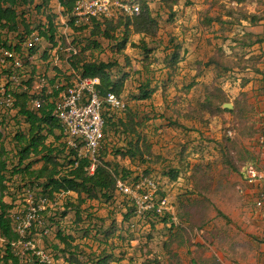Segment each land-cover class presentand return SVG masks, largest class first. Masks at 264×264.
I'll return each mask as SVG.
<instances>
[{
    "label": "trees",
    "instance_id": "trees-1",
    "mask_svg": "<svg viewBox=\"0 0 264 264\" xmlns=\"http://www.w3.org/2000/svg\"><path fill=\"white\" fill-rule=\"evenodd\" d=\"M77 1L59 0L62 9L60 15L66 18L61 26L70 29L66 34H74L70 45L65 47L57 41V34L65 33L55 20L56 14L48 12L50 0H0V59L3 56L2 49L13 52L11 56L4 55L7 64L0 65V264H21L15 243L19 240L35 241L36 236L47 237L53 231L58 242L53 248H45L50 250L56 261L64 260L68 264H111L126 257L127 252L121 249L124 246L135 250L145 248L141 243L134 246L131 243L135 224L129 221L139 214L136 202H130L127 195L116 191L119 178L133 185L141 179V175H136L133 170L121 165L118 160L121 159L120 156L145 161L144 156L153 153L152 142L138 131L145 120L139 118L137 110L131 107H127L125 118L116 114V111L106 110L104 138L92 173L90 168L93 161L89 157L80 156L77 150L68 146L65 128L55 115L57 97L52 95H58L62 88L69 85L58 88L60 83H56L62 71L58 70L57 76L51 79L56 88L53 93H49L46 88L41 92H33L35 75L31 74L30 78L25 79L23 70L32 65L35 72L39 60L44 63L49 58L48 50L40 49L43 40H46L61 56H67V69L73 71L67 76L68 83L74 76L98 77V89L102 95L109 91L121 95L126 89L130 74L121 67L118 60H104L101 55L110 51L122 54L130 45L141 51L138 61L143 69L149 72L154 65H159L162 69L167 68L172 76L180 70L179 63L185 59L187 48L183 43H177L163 58L156 55V47L149 45L147 41V38L161 40L159 30L162 18L153 10V0H123L140 4V11L133 15L121 13L113 17L82 19L76 12ZM159 1L160 6L169 12V23H175L180 16L175 7L181 5V0ZM209 2L208 9L201 12V24L203 29L212 31L215 35L214 52L206 61L195 62L197 75H202L203 69L214 68L217 77H231L250 68L256 74L264 76V69L258 67L259 63L264 62V52L254 53L253 49L257 43L264 42V34L246 30L247 26L259 24L264 17L249 12L245 6L247 0ZM184 4L188 5L189 2ZM215 4L224 9L223 12L209 14ZM37 14H43L44 19L41 16L35 19ZM215 24H219L218 29H214ZM224 29L234 32L221 33ZM31 34H40L42 42L27 46L26 42ZM136 34L139 35L137 41L133 40ZM226 45L232 50L239 48L238 52L232 54V58L227 53ZM17 61L23 66H18ZM13 75L19 77V84L14 81ZM262 80L264 81V77ZM250 81V77L244 79L242 85L245 86ZM192 82L187 84L186 90L192 88ZM137 88V92L130 94L131 99L136 101L150 99L158 89L157 86H152L149 79L138 83ZM4 90L6 93H3ZM7 93L14 97L12 105L3 103ZM227 96L222 87L214 86L204 105L231 112L236 117L242 116L241 111L247 110V93L240 92L231 109L223 107L227 103ZM33 99H39L41 105L32 107ZM116 137L121 142L120 145L118 141H114ZM220 143L223 148L230 147L228 142ZM110 154L115 159L108 158ZM251 163L254 162H248L244 166V175ZM179 173L175 168L163 172L170 180H176ZM154 179L159 189L153 197V206L140 214L142 218L149 219L152 229L158 221H168V217H165L167 212L158 210L161 199L165 197L157 195L162 189L163 177ZM29 194L36 197L46 195L54 202H58L60 197L64 198V210L59 213L48 208L40 212L31 228L22 236L17 230L16 219L21 208L27 205L24 201H27ZM18 200L25 203L23 207L18 206ZM93 201L114 206L113 211L107 216L96 215L97 209L92 204ZM117 212L120 213L119 217ZM171 223L173 228L174 223ZM67 224H72L75 232H69ZM78 237L96 242L100 247L99 251L87 253L81 250ZM117 249H120V254L114 253ZM133 258L134 256L131 257ZM147 259L141 264L152 263ZM29 264L39 263L34 258Z\"/></svg>",
    "mask_w": 264,
    "mask_h": 264
},
{
    "label": "rangeland",
    "instance_id": "rangeland-1",
    "mask_svg": "<svg viewBox=\"0 0 264 264\" xmlns=\"http://www.w3.org/2000/svg\"><path fill=\"white\" fill-rule=\"evenodd\" d=\"M185 2L189 4L185 5ZM253 2H257V5L254 6ZM209 4V0H181L184 8L178 5L175 10L182 15L175 23H169V12L160 6L159 0H153V10L162 18L159 30L162 38H147V41L149 45L156 47V55L163 58L177 42L182 41L189 50V54L186 53L185 59L180 63L181 69L172 76L167 68L162 69L159 65H154L149 72L143 69L138 61L141 51L132 46L122 54L110 51L101 55L104 60H118L121 67L129 72L126 89L121 95L128 108L137 110L138 117L145 120L138 131L146 135L153 144V153L146 154L145 161L122 156L121 159L116 158L136 175L146 174L156 179L163 177L162 189L157 195L168 197V208L165 210L168 221H158L152 229L149 219L142 218V213L138 210L139 214L129 221L135 224L131 243L133 246L141 243L145 248L135 250L124 246L121 249L127 252L126 257L111 264H141L146 258L155 264H264V208L256 204L260 192L264 191V181L261 184H249L246 182V172L244 175V166L248 162L261 163L259 136L264 130V93L252 88L253 85L248 82L245 86L242 85L244 79L252 78L249 71H244L243 74L239 72L238 76L217 77L214 68L203 69L199 76L191 68L195 59L206 60L214 52L213 42H210L212 48H209L204 36H194L213 34L212 31L203 29L198 17L199 9ZM245 6L249 12L256 8L264 17V0H247ZM222 10L224 9L215 4L209 14L215 15ZM61 11L59 0H50L48 12L56 14L55 20L65 33L57 34L58 44L66 47L72 42L74 34H66L70 29L61 26L62 22H66V18L60 15ZM119 14L121 13L118 12L117 15ZM40 16L44 19L43 14H37L35 19ZM218 28L219 24H215L214 29ZM233 32L224 29L221 33ZM50 46L46 40L40 45L41 50H48L49 58L44 63L39 60L37 71L34 72L32 65L23 70L25 79L30 78L31 74L35 75L32 86L42 84L41 78L45 77V85L39 90H48L49 86L53 90L56 88L51 79L57 76L58 70L62 71L56 83H60L59 86L70 84L76 79L74 76L68 83L67 76L73 71L67 69V56H61L55 47ZM226 48L230 58L239 50L229 49L227 45ZM146 79L151 80L152 86H157L158 89L150 99H131L130 94L138 91L137 84ZM190 82L193 86L188 91L185 87ZM214 86L223 88L228 95L227 103H231L232 108L239 93H247V110L241 111L242 116L236 117L231 112L204 105ZM261 90L264 92V88ZM52 97L58 98L59 95L53 94ZM225 104L223 107L227 108ZM126 112L128 110L116 114L125 118ZM114 141H118V137ZM222 141L228 142L230 147L223 148L220 145ZM118 144L121 142L118 141ZM108 158L115 159L113 154ZM171 168L180 172L176 180H170L163 174ZM140 192L143 194L144 190ZM128 199L130 202L134 201L130 197ZM63 201L64 198L60 197L57 205L52 208L53 212L61 213L64 210ZM17 204L23 207L25 203L18 200ZM92 204L99 216H107L114 208L96 201ZM147 213L148 211L145 212ZM116 215L119 217L120 213L117 212ZM171 222L174 223L173 228ZM66 227L70 228L69 232H75L72 224H67ZM35 242L38 246L53 248L58 241L53 231L47 237L36 236ZM77 242L80 243L81 250L87 253L100 249L90 239L78 237ZM114 253L120 254V249ZM55 264L68 263L57 260Z\"/></svg>",
    "mask_w": 264,
    "mask_h": 264
},
{
    "label": "built area",
    "instance_id": "built-area-1",
    "mask_svg": "<svg viewBox=\"0 0 264 264\" xmlns=\"http://www.w3.org/2000/svg\"><path fill=\"white\" fill-rule=\"evenodd\" d=\"M140 11L138 2H129L123 0H78L76 12L80 19L90 17H113L117 13L133 15ZM79 19V20H80ZM43 37L40 34H31L26 42L27 46H34L42 42ZM3 56L0 59V65H6L4 55L11 56L13 52L8 49H2ZM33 57H31L32 59ZM18 66H23L17 61ZM12 78L19 84V77L13 75ZM42 84L37 83L33 86V92H41V86L45 85V77L42 76ZM100 79L98 77H77L73 82L59 91V97L55 100V115L65 128V140L69 147L78 151L80 156L89 157L93 164L90 168L93 173L98 160V153L101 149L104 138L106 110L122 112L128 107L126 100L122 95L113 91L102 95L98 89ZM60 86H58L59 88ZM51 86L49 93H53ZM3 93H6L4 90ZM14 97L7 93L3 103L12 105ZM32 107H39V99L32 100ZM259 146L261 154V163H251L246 171V182L249 184H261L264 181V130L259 136ZM158 189V183L154 178L141 174L140 181L133 185L122 179L117 180L116 191L121 195H127L136 202L138 210L143 212L153 206V197ZM144 190V193L140 192ZM57 202L51 200L46 195L35 196L29 194L27 205L21 208L20 214L16 219V227L19 233L24 236L26 231L31 228L32 223L40 212L48 208H54ZM256 204L264 208V191L260 192ZM168 208V197L161 199L158 210ZM47 233V232H45ZM18 249V255L21 264H29L34 258L39 264H55V257L49 249L38 246L35 241L19 240L15 243Z\"/></svg>",
    "mask_w": 264,
    "mask_h": 264
},
{
    "label": "crops",
    "instance_id": "crops-1",
    "mask_svg": "<svg viewBox=\"0 0 264 264\" xmlns=\"http://www.w3.org/2000/svg\"><path fill=\"white\" fill-rule=\"evenodd\" d=\"M254 3V6L255 5H257V2L255 3V2H253ZM181 7H183L184 8V6L183 5H181ZM208 7H209V5L208 6H205L204 8H202V9H199V14H198V17H199V21L201 22V12L203 11V10H206V9H208ZM250 12L251 13H257V14H260L261 12L260 11H257L256 10V8H254V10L253 11H251L250 10ZM182 15V14H181ZM180 15V16H181ZM183 17V16H182ZM244 24H247V22H244ZM246 30H248V31H251V32H254V33H260V34H264V19H262L261 21H260V23L259 24H257V25H254V26H247L246 27ZM208 31V30H207ZM209 32V31H208ZM198 35H202V36H204V41H205V43H206V45L208 44L209 45V48H212V45L210 44V42H213V39H214V34H194V36L195 37H198ZM136 37H138V39H139V35H134L133 36V40H135V41H137L136 40ZM161 38H162V36H160ZM193 38V37H192ZM187 39V38H186ZM183 42V41H182ZM182 42H177V43H182ZM183 45H184V43H183ZM128 47H130V45L128 46ZM184 47L185 48H187V51H186V53L187 54H189V50H188V47L186 46V45H184ZM133 48V47H132ZM133 49H135V48H133ZM253 49H255V52L254 53H256V52H264V42L263 43H261V42H259V43H257L256 45H254L253 46ZM127 50V49H126ZM125 50V51H126ZM191 51V50H190ZM208 59V58H207ZM206 59V60H207ZM197 60H204V59H195L194 60V63H193V66H191V68H194L195 70H196V72H197V69H196V65H195V62L197 61ZM206 60H204V61H206ZM180 63H181V61H180ZM179 63V64H180ZM258 67L260 68V69H264V62H262V63H260L259 65H258ZM181 69V68H180ZM247 71H249L250 72V74L252 75V78H251V81L249 82V84H251V85H253L252 86V88H257V89H260L259 90V92H261V93H264L263 92V90H261L262 88H264V81L262 80V78L264 77L263 76V74H256L253 70H251L250 68L249 69H247ZM243 74V73H242ZM241 88H242V85H241ZM243 90H246L245 88H243ZM262 115L264 116V112L262 113ZM263 119V118H262ZM97 203V202H96ZM264 262V258H263V260H262V263Z\"/></svg>",
    "mask_w": 264,
    "mask_h": 264
},
{
    "label": "water",
    "instance_id": "water-1",
    "mask_svg": "<svg viewBox=\"0 0 264 264\" xmlns=\"http://www.w3.org/2000/svg\"><path fill=\"white\" fill-rule=\"evenodd\" d=\"M225 107H227V108H232L233 105H232L231 103H226V104H225Z\"/></svg>",
    "mask_w": 264,
    "mask_h": 264
}]
</instances>
